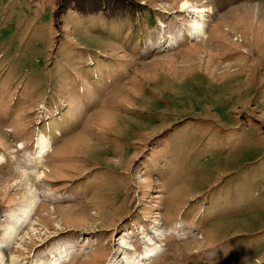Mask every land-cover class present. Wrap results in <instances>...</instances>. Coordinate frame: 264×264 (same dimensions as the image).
<instances>
[{"label":"rangeland","instance_id":"obj_1","mask_svg":"<svg viewBox=\"0 0 264 264\" xmlns=\"http://www.w3.org/2000/svg\"><path fill=\"white\" fill-rule=\"evenodd\" d=\"M51 263L264 264V0H0V264Z\"/></svg>","mask_w":264,"mask_h":264},{"label":"trees","instance_id":"obj_2","mask_svg":"<svg viewBox=\"0 0 264 264\" xmlns=\"http://www.w3.org/2000/svg\"><path fill=\"white\" fill-rule=\"evenodd\" d=\"M65 1V0H64ZM77 1L78 0H72V3H77ZM77 8H79V7H77ZM95 8V10H93L92 12H85L84 10H83V13L82 14H85V15H92V16H100V15H103L104 17H102V18H110V16H109V14H111V13H113V12H110V13H99V11H101V10H103L104 8H102V7H94ZM79 10H82V9H80L79 8ZM129 13V11H124V13H119V14H117V16H115L114 14H111L112 15V18L113 19H110V20H107V22L108 23H118L122 18H125V15L127 16V14ZM151 19H150V17H149V23H151ZM104 24V23H103ZM107 26V25H106ZM133 26V25H132ZM129 30H130V28H127L126 30H125V32H129ZM133 35H134V33H133ZM116 64V63H115ZM117 65V64H116ZM105 71H107V69L106 68H104L101 72H99L98 73V76L100 77L101 75H103V73L105 72ZM90 87V84H87V85H85V86H83L82 88H83V90H86V89H88ZM76 95L78 96V99H79V107L81 106V104L83 103V102H85V101H87V99H86V96H84V94H83V92L81 91V93H76ZM46 123H42V125H45ZM229 203V202H228Z\"/></svg>","mask_w":264,"mask_h":264},{"label":"bare ground","instance_id":"obj_3","mask_svg":"<svg viewBox=\"0 0 264 264\" xmlns=\"http://www.w3.org/2000/svg\"><path fill=\"white\" fill-rule=\"evenodd\" d=\"M183 5H186V3H184ZM187 8H185V6L182 7V10H186ZM202 11V10H200ZM203 12V11H202ZM46 152V151H45Z\"/></svg>","mask_w":264,"mask_h":264}]
</instances>
